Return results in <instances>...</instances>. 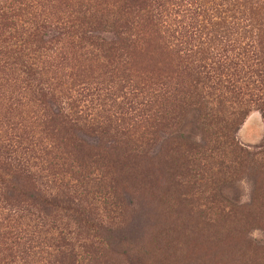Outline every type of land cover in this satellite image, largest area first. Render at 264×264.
I'll return each instance as SVG.
<instances>
[{
    "label": "trees",
    "instance_id": "trees-1",
    "mask_svg": "<svg viewBox=\"0 0 264 264\" xmlns=\"http://www.w3.org/2000/svg\"><path fill=\"white\" fill-rule=\"evenodd\" d=\"M51 2L57 12L42 9L51 18L38 15L41 25L26 18L34 9L26 0H0V63L16 65L22 74L39 134L35 170L26 149L18 151L14 136L2 142L0 134V264H28L16 254L26 245L37 250L34 254L44 264H108L103 237L121 221L126 195L122 176L131 169L123 161L148 153L149 162L162 158V143L154 150L161 136L185 154L181 180L188 198L211 216L212 237L224 242L228 228L233 231L251 217L264 224V153H250L234 140L249 106L242 97L264 118V0ZM174 25L183 29L180 42ZM63 48L62 60L68 54L75 62L72 71L65 81L57 71L46 78L51 68L44 59ZM227 51L239 57L255 92L239 96L244 82L233 81L228 69L226 85L203 74L217 60L227 66L238 60ZM96 70L97 76L83 79ZM98 82L111 84L115 97L96 94L99 101L92 111L81 110V93ZM217 88L220 94H215ZM227 93L230 98L223 97ZM10 106L4 110L11 112ZM188 114L195 116L199 141L180 133ZM117 166L122 171L115 177ZM241 171L258 178L249 203L237 206L221 189ZM40 186L70 194L66 223L40 215V208L54 203L41 196ZM201 189L209 196H200ZM93 213L106 225L86 218ZM24 218L37 224L21 231L18 223ZM244 244L235 251L247 245L251 250L249 241ZM257 258L264 259L262 252Z\"/></svg>",
    "mask_w": 264,
    "mask_h": 264
},
{
    "label": "rangeland",
    "instance_id": "rangeland-1",
    "mask_svg": "<svg viewBox=\"0 0 264 264\" xmlns=\"http://www.w3.org/2000/svg\"><path fill=\"white\" fill-rule=\"evenodd\" d=\"M27 2L33 5L34 9L29 11L31 16L28 14L26 18L33 22L37 21L41 25H44L42 17L50 16L42 14V9L47 14L57 12L52 8L51 0H26ZM41 4H44L43 8H40ZM38 15H42V17ZM182 25L183 23L179 26ZM177 26H173L175 30H178L175 39L180 42L182 38L179 32L183 29H179ZM185 29L187 34L190 33L188 28L185 27ZM64 51L63 48L53 57L44 59L45 67L48 64L51 68V73H48L46 78L55 76L57 71L59 80L65 81V76L72 71L71 67L75 65V62L69 60L68 54H65L66 60H62ZM227 56L230 59L238 60H230V67L217 60L216 63H218L203 74L209 78L219 77L225 84V79H229L227 74L230 72L228 71H231L233 74L230 77L233 81L238 79L239 82H244L239 85L241 87L239 96L249 93L251 89L254 90V85L248 83V81L251 82L250 79H247L249 74L243 69V65L239 64V57L232 52H229ZM94 72L93 75L83 77V79L89 80L99 73L98 70ZM24 85L23 76L16 65L4 66L0 63V134L2 133L3 136L2 140L0 137V140L5 142L6 139L14 136L18 151L26 149V157L29 158L31 165L34 166L33 170H35L38 168L34 156L38 155L36 142L39 134L36 123H34L36 122L34 114H31L32 108L28 104L32 98L24 89ZM213 85L215 86V84ZM86 88L81 93L78 103L82 106L80 109L88 113L96 105V100H98L96 94L112 96L115 93L114 87L108 83L105 85L100 82L90 83ZM218 90L219 88L215 94H220ZM232 90L239 91L236 88H232ZM223 97L230 98L231 95L229 96L227 93ZM242 98L248 102L249 106L245 109L242 122L234 133V140L240 148L250 153H264V118L247 97ZM9 105H11V112L4 110ZM180 133L190 140L199 141L193 114H188L184 118ZM166 138L167 136L159 137L154 148L156 150L158 144L162 143L163 151L158 153L162 158L156 160L163 161L161 167L155 165L156 161L149 162L151 160L149 159L150 153L143 158L128 156L123 161L127 166L126 169L130 167L131 169L122 176L126 178L124 185L126 195L122 197L123 216L121 221L112 226L114 228L111 234L106 233L108 239L103 237L108 242L106 255L108 264H264V259L257 258L260 257L261 252L264 256V250L258 248L264 246V224L259 219L260 217H251L245 220L239 227H234L233 231L228 228L224 242L217 241L212 237L214 229H210L211 216L206 215L204 208L199 205L196 207L193 200L188 198V189L183 185L185 184L184 180H181L185 176V173H182L184 162H186V157H183L185 154L180 153L178 149L176 152L177 146L169 139L165 140ZM103 163L109 168L112 166V161ZM133 163H136L134 167ZM121 171L117 166L115 177L121 176ZM257 178L256 175H248L246 171H241L234 177L232 183L221 189V193L229 202L237 206L247 205ZM186 180H189V177ZM39 183H42V179L39 180ZM62 189L69 192V189ZM39 190L42 197H51L54 201L51 208H40V215H49L57 223H66L65 215L67 214L66 210L70 207V194L54 193L41 186ZM200 191V196H209L206 194V189ZM85 200L88 199L85 198ZM75 216L78 215L75 214ZM89 216L90 218H86L93 219L91 221L94 225H106L95 213ZM71 218H75L74 215ZM35 224L37 222L34 219L24 218L18 223V226L21 231L27 232ZM84 234L82 231L79 237ZM247 241L250 242L251 250L247 245V248L235 251L239 247H244V243ZM3 248L0 241V254ZM18 251L25 252L15 251L21 257V261H24L25 258L28 264H44L39 261V255L34 254L37 252L36 249H28L26 245Z\"/></svg>",
    "mask_w": 264,
    "mask_h": 264
}]
</instances>
